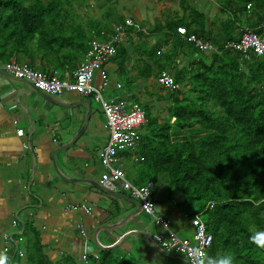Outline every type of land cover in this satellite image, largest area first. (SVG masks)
<instances>
[{
  "label": "trees",
  "instance_id": "16d2710c",
  "mask_svg": "<svg viewBox=\"0 0 264 264\" xmlns=\"http://www.w3.org/2000/svg\"><path fill=\"white\" fill-rule=\"evenodd\" d=\"M72 1L0 0V63L14 62L50 75L73 69L93 41H108L100 31L110 32V25L96 29L90 19L81 23ZM75 1L86 7L91 0ZM215 2L216 13L215 3L208 7L209 26L205 10L183 0L190 21L159 24L150 36L154 43L138 40L130 52L117 45L110 58L127 72L124 64L135 57L141 62L143 80L161 71L171 74L178 89L168 93L165 116L155 119L151 108L143 111L137 95L127 101L116 98L126 107L130 101V108L137 106L144 113L136 152L149 177L162 181L169 192H178L188 209L199 212L211 205L202 214L212 238L207 254H232L234 264H264V249L250 241L256 232H264V54L244 58L225 46L236 42L245 29L264 24V0ZM219 13L227 18L218 19ZM112 23L124 27V19ZM177 27L208 42L215 51H201L183 41ZM125 43L133 44V39ZM122 85L125 92L136 88L128 81Z\"/></svg>",
  "mask_w": 264,
  "mask_h": 264
},
{
  "label": "crops",
  "instance_id": "0c3cea01",
  "mask_svg": "<svg viewBox=\"0 0 264 264\" xmlns=\"http://www.w3.org/2000/svg\"><path fill=\"white\" fill-rule=\"evenodd\" d=\"M212 2L217 9L215 0H203L201 7L204 9L206 3ZM206 15L209 26L211 15ZM168 21H150L141 32L153 37L159 24ZM115 26L110 27V33ZM124 31L128 38L137 35L133 28ZM123 45L129 51L128 47L132 50L136 43ZM129 62L124 64L126 72L109 60L95 71L94 86L102 88L105 97L127 101L131 95H137L139 102L145 98L152 103V116L154 103L156 114L165 116L166 102L150 86L152 74L143 80L139 68L133 72L134 65H128ZM77 64L71 70L60 69L53 74L68 82ZM100 71L106 74L105 88L101 86ZM127 81L136 88L125 92L122 84ZM50 97L55 102L42 97L25 80L0 76V253L7 256L8 264H100L101 259V264H186L183 255L161 252L153 236L165 232L141 208L136 210L130 201L136 199L127 191L116 186L108 190L118 195L110 197L98 186L90 185H102L103 168L98 154L108 140L105 118L93 97L75 92ZM87 100L92 108L83 132L73 143L76 130L85 121ZM66 146L64 152H59ZM133 151L127 149L117 154V164L126 179L131 183L138 179L136 184L132 183L136 187L152 181L151 201L156 214L168 220L170 231L177 237L190 238V221L197 210L183 206L182 196L169 192L162 181L152 180L139 161L136 147ZM122 157L131 158L138 170L131 172V166L121 163ZM131 213L134 214L124 220ZM18 238L22 239L21 246Z\"/></svg>",
  "mask_w": 264,
  "mask_h": 264
},
{
  "label": "built area",
  "instance_id": "2783aa9c",
  "mask_svg": "<svg viewBox=\"0 0 264 264\" xmlns=\"http://www.w3.org/2000/svg\"><path fill=\"white\" fill-rule=\"evenodd\" d=\"M133 24L131 18H126L124 27L117 25L111 33L101 30L100 34L106 36V39L108 37V41L101 39L91 43L68 82L60 81L54 74L44 75L39 71L31 70L26 65L19 67L14 62L0 63V71L12 75L16 79L25 80L33 88L50 96L75 92L78 95L93 97L105 118V127L108 133L107 143L98 154L100 165L103 168V173L100 176L101 184L109 190L119 186L127 191L132 198L138 201L141 209L165 232V234L153 236L156 245L166 253L183 255L188 264H193L191 250L199 247L207 253L211 246V235L207 232L201 218L205 209L211 205L208 204L202 212L193 215L190 221L193 226L190 238H179L170 231L168 220L156 214L155 206L151 201L154 183L149 181L140 187L134 186L127 181L124 170L117 164L119 152L127 149L133 150L136 147L137 129L145 123L143 111L137 106L127 109L124 100L105 97L102 91L93 84L94 72L102 68L114 56L117 45H122L127 41L128 36L124 29ZM177 33L183 40L193 43L194 47L202 51L214 49L211 45L200 42L194 34H188L184 27H178ZM225 46L242 55H248L251 52L256 57L262 56L264 54V24L255 30L245 29L236 42L227 43ZM100 78L102 85L105 86L107 82L104 71H101ZM156 81L162 88L169 91L178 89V84L174 82L169 72L161 71ZM83 210L87 211L85 207ZM17 250L15 248L14 252L16 253ZM18 255L22 256V253L18 252Z\"/></svg>",
  "mask_w": 264,
  "mask_h": 264
},
{
  "label": "rangeland",
  "instance_id": "374dc122",
  "mask_svg": "<svg viewBox=\"0 0 264 264\" xmlns=\"http://www.w3.org/2000/svg\"><path fill=\"white\" fill-rule=\"evenodd\" d=\"M202 2H203V0H185L186 5L190 4L191 7L194 6L197 10H201ZM186 5L183 4V0H91V1H88L86 7H83V6H77V1L73 0L72 1V7L74 10H72V11L74 14L78 15L81 18V23H83L85 21V19H90V25H92L93 28H96V29H99L100 27L104 26L107 23H108V25H110V27H112L114 25L112 23V20H118V22H121V20H123V19L125 20L126 18H131L134 22V24L131 27L133 29H135L136 33L137 32L140 33L139 34L140 37L133 35L130 38H132L135 43H137L139 40L141 42L144 41L147 44H152V43H154V40L151 39L150 36L147 37L146 34H144V32H141V30H144L145 24L150 22V21H151L150 23H152V22L161 23V22H166V21L171 20V19L178 20L181 17L185 18L186 21H189L190 13H189V11L186 10V8H187V7L185 8ZM208 7L211 8L210 4L208 5L206 3V5L204 7V10L206 13L208 12ZM212 10H214L215 13L217 12L215 10V7H213V5H212ZM107 12H111L112 18L109 17V19H108V17H106V16H108ZM216 16L218 17V19L219 18L220 19H223V18L226 19L227 18V15L225 13H223V14L219 13ZM175 18H177V19H175ZM177 28H176V33H177ZM188 34H192V33H188ZM178 36H179V34H178ZM195 37L197 39H199L200 42L204 43V41L200 37H197L196 35H195ZM180 39H182V38L180 37ZM183 41H185V40H183ZM185 42H187V41H185ZM206 44H209V43L206 42ZM128 49L130 52L131 47H128ZM213 50L215 51V49H212V50H209V52H211ZM248 55H242V56L244 58H247ZM129 61L130 62L128 63V65H131V66H132V64L134 65L132 68L133 72L134 71L136 72L137 68H139V69H137V71L140 70V68L142 66L141 62L140 63L138 61L136 62L135 57H131ZM158 75L159 74H157V73L152 74V83L150 86H151L155 95L161 96L162 99L167 102V99L169 96V94H168L169 90L162 88L157 83L156 78ZM184 83H186V81ZM184 83H182V85H180V87H183ZM185 87H188V85L186 84ZM140 93H141V91H140ZM142 99L144 101L140 102L141 109L144 111L145 107H147V110H149L151 108L152 103H150V101H147V99H145V98H142ZM155 105H157V104L154 103V107L152 108V111L155 114V115H153V117L156 116L154 118L157 119V118H160V116L156 114ZM129 108H130V101H129V105L127 106V109H129ZM162 113L164 114V111H162ZM171 123H170V125H171ZM78 131H79V129L76 130V132H78ZM133 150H134L133 152H135V148ZM120 161H121V163L126 164V166H131L130 167V169L132 168L131 172H133L134 169L138 170L136 165L133 164L131 158H123L122 157ZM125 178H126V176H125ZM134 178H135V176L132 175V180ZM137 180H135V182H132V183L136 184ZM128 182H130V181H128ZM191 227H192V232H193V226L191 225ZM19 238H21V237H19ZM19 238H18V241H19V245L21 246L20 243H21L22 239H19Z\"/></svg>",
  "mask_w": 264,
  "mask_h": 264
},
{
  "label": "clouds",
  "instance_id": "9594fccd",
  "mask_svg": "<svg viewBox=\"0 0 264 264\" xmlns=\"http://www.w3.org/2000/svg\"><path fill=\"white\" fill-rule=\"evenodd\" d=\"M250 241L257 247L264 249V232H256L250 236ZM190 254L193 264H234L235 260L232 254H225L219 257L209 256L199 247L192 249ZM0 264H8V258L4 253H0Z\"/></svg>",
  "mask_w": 264,
  "mask_h": 264
},
{
  "label": "water",
  "instance_id": "95a60500",
  "mask_svg": "<svg viewBox=\"0 0 264 264\" xmlns=\"http://www.w3.org/2000/svg\"><path fill=\"white\" fill-rule=\"evenodd\" d=\"M0 76L11 77V78L15 79L13 76H11V75H9V74H7V73H5V72H2V71H0ZM17 80H21V79H17ZM23 81H24V80H23ZM29 84H30V83H29ZM30 86H31V84H30ZM31 87H32V86H31ZM32 88H33V87H32ZM33 89H35V88H33ZM35 90H36L40 95H42V97H44L45 99H47V100H49V101H51V102H55L54 99H52L49 95H45L44 93H42L41 91H39V90H37V89H35ZM86 103H87V114H86V116H85V121H84V124H83V125L81 126V128L79 129V131L75 134L74 138L72 139V140H73V143H74V142L80 137L81 133L83 132V130H84V128H85V124H86V119L88 118V115H89L90 110H91V108H92V104L89 102V100H87ZM67 146H68V145H67ZM67 146L58 149L59 152H64V151L67 149ZM90 185H93L94 187H97V186H98V188L101 189V191H103L104 193H106V194L109 195L110 197L113 196L112 194H114V195H118L117 193H112L111 191H109L108 189L104 188V187H103L102 185H100V184L97 185V184H92V183H90ZM117 197H119V198L122 199V197H120V196H117ZM125 199L130 200V199H128V198H125ZM130 201H131L132 204L136 207V210L139 209V208H141L140 204H139L136 200H130ZM135 212H136V211H134V213H135ZM134 213L128 214V215L125 217L124 220H126L129 216H132V214H134ZM134 234H136V233H134ZM131 235H132V233H131ZM125 238H126V237H125ZM100 249H101V248H100ZM161 252L164 253V251H162V250H161ZM186 264H188V263L186 262Z\"/></svg>",
  "mask_w": 264,
  "mask_h": 264
}]
</instances>
